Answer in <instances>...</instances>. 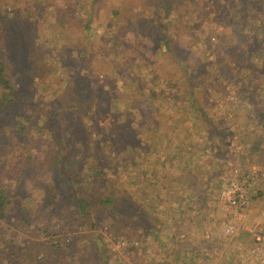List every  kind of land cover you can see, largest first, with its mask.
Masks as SVG:
<instances>
[{"label": "trees", "instance_id": "1", "mask_svg": "<svg viewBox=\"0 0 264 264\" xmlns=\"http://www.w3.org/2000/svg\"><path fill=\"white\" fill-rule=\"evenodd\" d=\"M30 1L0 0V123L5 117L10 119L6 130L10 132V135H7L6 131L2 133V127L0 128V264H113L110 262L111 255H107L106 247L100 250L96 244L97 242L102 243L100 235L98 238H95V233H85L75 237L66 235L69 232L70 224L66 223L67 221L61 214L53 217L52 224L50 223L49 226L41 230L44 236H56V240H50L48 244V249L52 251L53 255H48L42 260H38L36 254L39 243L26 240L20 232L13 229L20 228L25 224L28 226L27 233H30L32 226L29 221L33 220V216L42 215L51 206L57 208L60 204L61 193L56 190L52 191L50 188L55 186L56 181L61 182V180L68 187L71 184L72 195L76 196L69 206L77 215L75 223L78 227L85 230H99L97 216L90 209L104 210L107 212V216L103 217L105 220L103 224L111 230L120 229L125 233L127 228L134 226L140 228L142 234L148 235V239L145 240L149 243V247L143 249V252L146 253L152 249L150 247L152 246L151 240L157 239V234H154V230H152L157 225L153 224L154 220L151 223V219L156 218L154 215L158 209L165 208L168 211L172 208L176 215L171 220L173 223L171 227L179 228V237L184 238L182 233L195 230L194 212H212L214 197L207 188H203V185L199 183L192 167L199 163L202 156L209 154L208 149L211 142L218 139L215 136L212 138L210 135L213 125L210 118L203 117L204 127L199 129V132L203 134L204 142L206 140L207 142L197 146V143L190 139L189 145L184 150L180 145V142L184 140L180 129L182 122L169 120L171 118L169 110L172 107L170 101L174 99L175 94L181 92L178 87L179 83H188L190 88L193 86L204 87L205 83H201L197 78L205 80V77H208L201 71V67L195 65V57L188 54L190 52L187 43L196 40L198 31L209 34L214 23L216 26L224 28L227 25L231 27L233 23L239 25L238 32H234L230 28L231 68L239 73L241 81L233 87L235 91L233 98L237 99L239 103L236 104V100L231 99V111L237 108L236 117L245 121L244 127L248 131L250 127L252 129L258 124L264 130V123L260 122V120L264 122V113L258 111L254 106L255 102L264 105V73L260 72L256 66L257 58L263 64L261 66H264V26H261V30L252 26L254 22H260L255 17L256 14L264 18V0H87V3H81L79 0H39L38 4L51 8L54 14V23L61 29L60 32L66 34L65 30L70 27L69 23L71 26L75 25L80 28L78 33L83 36L84 42L82 48L92 49L90 56H94L98 52L95 44L87 39V34L99 17L101 9L104 10L105 4L108 2L116 3L117 7L123 5L125 7L124 14L115 8L107 11L108 15L117 18L116 20L123 24L121 27L116 26L114 30H107L110 35L107 37L108 42L102 47L103 50H106L111 56L113 54L119 56L128 50L131 54L141 51L146 45L147 50L153 48L168 57L164 64L165 67H176L175 79L169 78L163 71L158 72L159 70L152 69L149 76L146 77L147 82L131 78L129 69H127L123 81L126 82L125 88L131 87V92H126L123 89L118 90L114 87H110L106 91L98 89L96 86L94 88L90 86L91 89L88 87L85 92L91 98L86 100V106L85 103L67 105L62 110V113L67 112L73 115L83 113L89 114V117H95L97 114V118H101L103 108H106L112 111L114 121L121 122L123 114L118 113L115 104L121 107L122 105L119 104L123 100L121 97L126 96L124 111L130 112L131 117L136 120V132L140 134L144 131L148 137L147 140L155 137L167 140L165 145L160 143L152 148L146 143L143 147L137 148L129 144L126 139L122 141L123 146L120 148L119 136L122 135L115 137L110 135V148L116 145V150H119L116 153V155H120L118 159L120 163L117 164V168L127 167L129 171L135 169L134 173L131 172L135 176L137 184L145 188L141 191L145 193L144 200L145 203H148L151 211H144L140 202L131 203L132 196L125 195L126 191L122 189V184L108 180L106 171H109L107 168L109 160L105 159L104 153L108 145L99 148V150L88 149L80 157L69 155L67 152L63 155L60 152L62 147L59 146L58 139L61 129L54 123H50V116L55 112L53 106L47 107L39 104L41 99L34 101L22 99L19 90L13 86L10 77L12 70L10 64L12 58L9 57L12 55L10 43L12 42L13 46L18 48L19 35L25 34L26 36L28 34L22 20L27 19L30 15L33 6L30 5ZM209 1H211L210 5ZM138 5L140 9L136 11ZM79 7L84 10L85 17L80 16ZM180 9L181 11L183 9L182 14L178 12ZM167 10H169L168 13H166ZM195 10H201V12L195 14ZM172 11L177 12L173 18L171 17ZM147 12L149 16L145 17ZM184 14L186 17H183ZM212 14L214 16L210 17ZM195 21L201 22L200 26L195 28ZM175 24H178L180 28L176 29ZM182 27L183 31L181 32ZM13 34L16 37L14 40L12 39ZM122 41L129 43V47H124ZM173 44L179 48L178 54L173 50ZM228 47L225 50H228ZM25 56L24 51L17 55L21 64H26ZM187 56L190 58H187L184 63L183 60ZM78 59L83 62V57L78 56ZM122 64L126 66L124 62H119L116 66ZM220 67L222 66H217L218 69ZM222 69L219 72L224 75V69ZM197 73H201V76H198ZM140 84L142 85L140 86ZM68 91V88L65 89L61 97H65ZM102 95H109L115 104L100 102L98 98ZM186 107L190 111L187 116L180 114V110L174 107L176 116L183 119L194 116L196 112L203 113V106L195 96L189 97ZM40 116L42 119H38ZM63 122L65 126V121ZM28 134H31L32 137L28 138ZM64 134L67 138L70 136L67 128H64ZM41 135H46L49 140H57L54 147L49 145V154L38 155L36 158L44 166L36 165L34 162L35 151L41 143L39 137ZM22 138H24L23 142ZM258 142L263 149L255 150V152L264 153V133L259 135ZM19 150L28 152L26 159L20 164L15 162L21 157V155L15 154ZM8 162L10 163L8 164ZM18 164L23 166L22 174L18 170L20 167ZM6 169H10V177L4 175ZM21 175L22 180H19ZM147 176L150 179H147ZM154 177L162 180L163 183L162 185L158 183L160 193L153 197L147 191L148 188L154 186L155 182L152 181ZM144 179L147 184L143 183ZM220 186L217 185V188ZM173 191L179 195L177 198L187 197L188 201L183 204L177 203L178 201L173 202L171 200ZM17 193H19L17 196L24 193L26 196L17 198L14 196ZM52 195L53 203L48 202ZM42 203L47 207L42 206ZM185 203H187L186 206H184ZM14 208L19 215L14 220L16 226L12 227L8 223L10 213ZM20 212H24V215H20ZM121 220H123L122 224H120ZM193 239H182L180 254L175 261H180L182 257L184 264H189L191 260L199 256V252L192 250L195 246ZM136 240L140 241L137 238ZM131 250L129 248L126 252ZM148 257L152 259L150 255ZM170 262L169 258L168 263Z\"/></svg>", "mask_w": 264, "mask_h": 264}, {"label": "rangeland", "instance_id": "2", "mask_svg": "<svg viewBox=\"0 0 264 264\" xmlns=\"http://www.w3.org/2000/svg\"><path fill=\"white\" fill-rule=\"evenodd\" d=\"M79 1L81 3H87V0ZM38 2L39 0L30 1V5H33L30 15L27 19L22 20L28 34L26 36L25 34L22 36L19 35L18 38L20 43L18 44V48L13 46L12 42L10 43L12 51V55L9 56L12 58L10 61L12 69L10 77L13 81V86L19 90L22 99L33 101L41 99L42 101L39 102V104L47 107L50 105L53 106L55 112L50 116L51 122H49L54 123L61 129L58 139L59 146L62 147L60 152L63 155L67 152L69 155L80 157L88 149L99 150V148L108 145L104 152L105 159L109 160V165L107 167L109 171H106L108 180L122 184V189L126 191L125 195L132 196L131 203H135L136 201L140 202L144 211H151L148 203H145V193L141 191V189L144 190L145 188L137 184L135 176L133 175L135 169H131L132 173L127 170V167L117 168V164L120 163L118 160L120 155H116V153L119 150H116V145L110 148V135L114 137L122 135L119 136L121 141L119 145L120 148L123 146L122 141L126 139L129 141V144L137 148L143 147L146 143L152 148L160 145V143L165 145L167 144V140L162 139V137H155L147 140L148 137L144 131L140 134L136 132V120L131 117L130 112L124 111L126 108V96L121 97V99H123L119 103L122 105L121 107L115 104L114 100L109 98V95H102L98 98L100 102L104 101L106 103L115 104L118 113L123 114L121 122L114 121L112 111L106 108H103L101 118H97V114H95L93 118L89 117V114L83 113L74 115L67 112L62 113V110L67 105L72 106L85 103L86 106V100H90L91 98L85 94V92L90 86L92 88L96 86L98 89H105L106 91L109 90L110 87H114L118 90L123 89L126 92H131V87L125 88L126 82L123 81L125 80L127 69H129L128 72L131 78L147 82L146 77L149 76L152 69L159 70L158 72L163 71L169 78L175 79L174 74L177 70L175 69L176 67H165L164 64L168 57L161 52L153 50V48L147 50L146 45H144L141 51H136L131 54L130 50H128L125 51V54L119 56H117V54L111 56L106 50H103L102 47L108 42L107 37L110 35V32L107 30H114L116 26L121 27L123 24L122 22H118L116 20L117 18H112L110 14L108 15L107 11L115 8L118 9L121 14H124L125 7L123 5L117 7L115 5L116 3L108 2L105 4L104 10L101 9L99 17L87 34V39L95 44V48L99 55L90 56L92 49L82 48L84 42L83 36L78 33L80 28L75 27V25L71 26V23H69L68 26L70 27L65 30L66 34L60 32L61 29L54 23V14L51 8L41 6ZM210 4L211 1H209V5ZM137 8L136 11L140 9L139 5ZM79 11L80 16H86L81 7H79ZM168 11L169 10H167L166 13H168ZM182 11L180 9L178 12L182 14ZM198 12H201V10H195L194 13L197 14ZM170 14L171 11L169 15ZM176 14L177 12L172 11L171 17H175ZM144 16L148 17L149 13H145ZM212 16L214 15H210V17ZM183 17H186V15L184 14ZM255 17L260 22H254L252 26L258 29L260 28L259 30H261V26H264V18L258 14H256ZM200 23L199 21H195V28L200 26ZM213 26L210 32L211 34L198 31L196 32V40L187 43L190 52L188 54H192L195 57V65L201 67V71L208 75V77H205V80L197 78L201 83H205L204 87L193 86L190 88L188 83H179L180 86L178 87L181 92H177L178 94L174 95V99L170 101L172 107L169 110L171 116L169 119L170 121L180 120V122H182L180 129L184 135V140L179 144L184 150L187 145H189L190 139L194 143H197V146L207 142V140L204 142L203 134L199 132V129L204 127L203 125L205 122L202 118L209 117L213 124L210 135L212 138L213 136L218 138L215 139V142L212 141L209 147L212 148L211 150L215 149V154L221 156L224 160L220 161L223 163L216 169H214L215 167L213 166L211 168V165L208 167L206 162L210 163V158H212V156L208 154L209 159H199V162L203 161L205 164L204 167H202L201 163H197L195 167H192L198 179L210 180V186L206 187L208 192L214 197V204L211 207L212 212L207 214L204 224L202 228L200 226L201 229L199 231L190 230L181 234L184 238H194L195 246L192 250H194V252H199V256H194L197 259L194 258L189 264H237L238 256L242 249L256 247V245L264 242V180L251 182L248 185L250 206L245 217L237 223L238 229L236 235L227 237L222 231L226 224V220L222 222L223 217L220 209L222 210L223 208L219 203V191L235 178V171H247L253 165L264 166V153L255 152V150L263 149L258 141L259 135L263 134L264 130H262L258 124L252 129L250 127L248 131V129L244 127L246 124L245 121H243L242 118L240 120L236 117L237 113L235 111L237 108L231 111V99L236 100V104L239 103L237 99L233 98L235 97L233 87H235L234 85H238L241 81L238 76L239 73L233 71V68H231L229 51L230 28L234 32H238L240 27L236 23H233L231 27L227 25L226 28L216 26L215 23ZM178 27L179 25L175 24V28L177 29ZM182 31L183 27L181 32ZM15 38L13 34L12 39L14 40ZM122 43L124 47H129L130 45L124 41H122ZM227 46H229L228 50H225ZM173 50L178 54L179 48L174 44ZM21 51H24L27 56H25L26 64H21L20 58H17V55H20ZM78 56L83 57V62H80ZM187 58L190 57L187 56L184 58V63ZM119 62H124L126 66L123 64L121 66H116ZM261 65L263 64L259 61V58H257L256 66L260 72L264 73V66L262 67ZM217 66H222L220 69H224V75L220 74V69H218ZM197 75L201 76V73H197ZM141 85L142 84H140V86ZM91 87L89 89H91ZM67 88L69 90L67 95L61 97L63 91ZM190 96L197 97L198 101L203 106V113L196 112L194 116L181 119L176 116L177 113L173 108H178L180 114L187 116L190 113L189 109L186 107ZM259 103L255 102L254 106L258 111L264 113V105ZM246 113L248 114V111H246ZM39 118L42 119L41 116L38 117V119ZM9 120L8 117H5L0 123V128L2 127L1 129L3 130L2 133L7 130L10 124ZM63 121H65L66 127L63 125ZM260 122L262 124L264 123L262 120H260ZM64 128H67L69 131L70 136L68 138L65 137ZM6 134L10 135V132L6 131ZM31 137L32 135L28 134V138ZM39 137L41 143L35 151L36 155H34V162L36 165L44 166L36 158L38 155H44L45 153L49 154V145H53L52 147H54L57 140H49L46 135H41ZM5 138L9 139L7 137ZM24 138L21 139L22 142ZM65 138H67V140H65ZM231 143H233L232 145L234 146H232ZM231 148H237L240 152H232L233 155L231 156ZM15 154L21 155V157L15 161L20 164V162L26 159L25 157L28 152L19 150L18 153ZM226 158H228L231 164L225 161ZM212 159L216 160V157ZM9 163L10 162H8V164ZM18 170L22 174L23 166H20ZM217 170L220 171L218 172ZM212 171L217 172L213 175ZM211 174L217 176V178H221L222 184L220 187L217 188V185L212 182L214 180ZM4 175L10 177V169H6ZM203 175H205V177ZM146 178L150 179L148 176ZM54 179L57 180L55 177ZM19 180H22V175ZM143 181V183L147 184L145 179ZM152 181L155 182V184L153 187L148 188L147 192L154 197L160 193L158 183L162 185L163 181L155 177L152 178ZM201 181L199 183L203 184V181ZM50 189L61 193L60 204H57V208L51 206L47 208V211L45 210L42 215L33 216V220L29 221L31 223L30 226H32L30 233H27L26 228L28 226L25 224L20 226V228H13L16 232H20L26 240L36 242V244L39 243L36 249L38 260L45 259L48 255H53L52 251L48 249V244L50 240H56V236H44L41 230L49 226L50 223L52 224L54 221V219H52L53 217L61 214L67 221L66 223L70 224L69 232L66 235L75 237L85 233H95V238H98L100 235L102 237V243L97 242L96 244L100 250L106 247L105 250L107 251V255H111L110 262L113 264H184L182 257L180 261H175L176 257L180 254L181 241L184 239L179 237V228L176 227L177 229L175 230L174 226V229L171 231L165 228L167 227V223L170 226L173 224L170 218L171 208L168 211H166L165 208L158 209L156 215H154L156 218L151 219V223L152 220H154L153 224L155 223V225L158 226L152 229L154 230V234H157V239L154 241L151 240L152 242H150V244L152 246L150 247H152V249L144 253L143 249L149 247V243L145 240L148 239V235L146 233L142 234L143 232L140 228L131 226V228H127V232L125 233L121 232L120 229L113 231L103 224L105 221L103 217L107 216V212L104 210L95 211L93 209H90V211L95 212L97 216L99 230H85L78 227L75 223L77 215L74 214V210L69 206L76 197L75 194L72 195L71 184L70 187H68L62 180L61 182L56 181L55 186ZM18 194L19 193L14 196L16 197ZM22 196L25 197L26 193L17 196V198H21ZM49 201L53 203V195L48 202ZM42 206L45 208L47 207L44 203H42ZM222 211L224 212V209ZM18 215L19 213H17L14 208L9 217L8 224L10 226H16L14 220ZM20 215H24V212H20ZM88 221L90 220L88 219ZM122 223L123 220H121L120 224ZM254 226L258 227L255 232L248 231H252ZM136 238L140 239V241L137 242ZM198 244H200V246L197 247ZM200 247H202V250H199ZM129 248L132 250L126 252ZM148 255H150L152 259H150ZM169 258L171 260L170 263H168Z\"/></svg>", "mask_w": 264, "mask_h": 264}, {"label": "built area", "instance_id": "3", "mask_svg": "<svg viewBox=\"0 0 264 264\" xmlns=\"http://www.w3.org/2000/svg\"><path fill=\"white\" fill-rule=\"evenodd\" d=\"M234 179L219 192V203L226 213V224L222 230L227 237L237 233V223L245 217L250 206L248 184L264 180V166H251L247 171H235ZM258 229L254 226L250 232ZM237 264H264V242L256 247L244 248Z\"/></svg>", "mask_w": 264, "mask_h": 264}, {"label": "crops", "instance_id": "4", "mask_svg": "<svg viewBox=\"0 0 264 264\" xmlns=\"http://www.w3.org/2000/svg\"><path fill=\"white\" fill-rule=\"evenodd\" d=\"M233 143H231V145H232ZM232 146H234V145H232ZM238 148H240V147H238ZM212 148L211 147H209V149H208V151H209V155H211L212 156V158H214V157H216V160L215 159H212V158H210L211 159V162L210 163H208V162H206L207 164H208V167H210L209 165H211V168H212V166L213 167H215L214 169H216L217 167H219V165L220 164H222L220 161H224L223 160V158L221 157V156H218V155H216L215 154V149H213V150H211ZM232 152H236V153H239L240 151L237 149V148H234V149H232L231 148V156L233 155L232 154ZM209 159V157H208V155H205V156H202V159ZM208 161V160H207ZM225 161L227 162V163H229V164H231L230 163V161L228 160V158H226L225 159ZM199 163H201V165H202V167H204L205 166V164L203 163V161H201V162H199ZM203 163V164H202ZM206 164V165H207ZM220 169H221V167H220ZM231 170H232V168H231ZM218 172L220 171V170H217ZM217 171H212V174L214 175V173L215 172H217ZM211 174V176H212V178H213V180L214 181H212L214 184H216V185H221L222 184V181H221V178H217V176H213ZM217 174V173H216ZM204 177H205V175H203ZM203 178V177H202ZM202 181H203V188L205 187V188H207L206 186H210V180H205V179H201ZM200 179H198V181L200 182L201 181ZM201 181V182H202ZM173 190V189H172ZM210 195V194H209ZM177 197H179V195H176L175 193H174V191H173V194H172V196H171V200H173V202H176V201H178L177 203H182L183 204V202H186V201H188V199H187V197H185V198H177ZM187 205V203H185V205L184 206H186ZM221 206V205H220ZM223 210V209H222ZM221 209H220V211H221V214H222V217H223V219H222V222L224 221V220H226L225 218H227L226 216V213L225 212H223ZM207 214L208 213H206V211H196V212H194V215H195V225H196V227H195V230L196 231H199L201 228H202V226H203V224H204V220H205V218H206V216H207ZM174 215H176V214H174V211H173V209L171 208V214H170V218L172 219L173 217H174ZM196 218H198V219H196ZM201 219V220H200ZM169 224L167 223V229H169L170 231L172 230V229H174V227L172 228L171 226L169 227L168 226ZM200 226H201V228H200ZM177 228L175 227V230H176ZM194 230V231H195ZM219 233V232H218ZM224 234V233H223ZM214 236V235H213ZM198 246H200V244H198L197 245V247ZM219 247V246H218ZM200 248H202V247H200Z\"/></svg>", "mask_w": 264, "mask_h": 264}]
</instances>
